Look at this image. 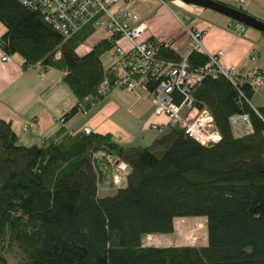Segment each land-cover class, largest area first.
<instances>
[{
    "label": "trees",
    "instance_id": "1",
    "mask_svg": "<svg viewBox=\"0 0 264 264\" xmlns=\"http://www.w3.org/2000/svg\"><path fill=\"white\" fill-rule=\"evenodd\" d=\"M0 22L3 52L20 54L24 68L65 72L77 102L61 121L83 113L80 104L88 113L94 105L88 97L114 77L101 59L113 41L80 56L76 48L95 30L92 24L65 38L41 10L18 0H0ZM158 55L182 58L164 46ZM207 59L197 48L187 55L190 69ZM253 92L223 75L194 86L193 104L208 110L220 134L207 145L178 124L149 145L64 125L25 145L0 118V264H264V105H250ZM174 98L182 96L174 92ZM238 113L250 120L243 135L229 121ZM119 162L127 168L117 185L112 175ZM189 216L206 219L205 245L143 244Z\"/></svg>",
    "mask_w": 264,
    "mask_h": 264
},
{
    "label": "crops",
    "instance_id": "2",
    "mask_svg": "<svg viewBox=\"0 0 264 264\" xmlns=\"http://www.w3.org/2000/svg\"><path fill=\"white\" fill-rule=\"evenodd\" d=\"M216 1L239 7L264 21V0H248L242 6L233 0ZM126 8L137 14L143 38L170 42V48L181 57L195 49L188 30H199L203 33L201 51L205 54L222 51L221 61L226 66L249 73L264 71V33L245 25L239 30V22L222 13L180 0H116L109 7L111 12ZM5 30L0 22V37ZM102 40H110L109 32L95 29L76 48L77 54H86ZM119 43L129 46L124 39ZM107 51L110 59L104 68L109 69L116 59L114 45ZM252 52H256L254 59L250 58ZM2 53L0 48V118L11 123L22 144L38 143L62 125L69 130L89 127L92 132L111 133L121 142L133 143L144 131H154L151 124L168 122L166 115L154 112L149 93L122 89L113 90L95 103L88 113H83L85 117L78 112L62 122V116L77 102L63 81L65 72L40 65L24 68L20 54H11L10 60L2 61ZM249 103L252 107L264 105V86L254 89ZM29 122H33L32 127H26ZM206 243L207 239L202 245Z\"/></svg>",
    "mask_w": 264,
    "mask_h": 264
},
{
    "label": "built area",
    "instance_id": "3",
    "mask_svg": "<svg viewBox=\"0 0 264 264\" xmlns=\"http://www.w3.org/2000/svg\"><path fill=\"white\" fill-rule=\"evenodd\" d=\"M31 9L41 10L43 19L63 37L69 38L86 24H92L95 29H105L114 43L116 59L110 66L113 78H106L97 88L93 96L88 97L93 104L99 102L110 92L124 89L134 92L143 90L151 95L154 112L168 117L166 124H151L150 128L163 133L169 125L178 124L185 133L203 145L217 142L219 134L208 110L198 109L194 104L192 89L205 76L217 77L223 75L236 82H246L251 88L264 86V71L249 73L244 69L226 66L222 63L223 52L206 54L205 64L196 69H190L187 57L179 61L161 58L158 55L161 46L170 47V42L146 39L142 37V28L138 23L137 14L126 8L119 12H111L109 7L116 0H18ZM248 0H233L242 6ZM239 23L238 29L242 30ZM188 35L194 47L202 50V31L188 30ZM120 39L128 42V47L119 43ZM59 57V52L56 53ZM256 52L250 54L254 59ZM11 56L5 52L2 61L10 60ZM149 86H152L150 90ZM174 92L182 98L175 101ZM86 114L83 105H79ZM233 131L237 135L246 134L251 130L250 120L246 113L234 114L229 119ZM26 127H32L28 123ZM86 133L91 130L84 127ZM126 165L116 164L112 175L114 183L121 184L126 173Z\"/></svg>",
    "mask_w": 264,
    "mask_h": 264
},
{
    "label": "rangeland",
    "instance_id": "4",
    "mask_svg": "<svg viewBox=\"0 0 264 264\" xmlns=\"http://www.w3.org/2000/svg\"><path fill=\"white\" fill-rule=\"evenodd\" d=\"M109 53L110 51L109 52L107 51L102 55V61L104 66L107 65V63L109 62L110 59ZM81 114L82 116L85 117L83 113ZM30 123L33 126V122H29V124ZM158 135L159 133L156 131H147V132L144 131L137 138H135V140H133V143L141 144V145H149L153 142V139ZM106 193H107L106 191L99 192L100 195H104ZM206 239H207L206 220L202 219V217L200 216H189V217L176 218L174 220V230L172 233L161 234V235H148L143 239V244L157 245V246L202 245L205 243ZM9 264H12L11 260L9 261Z\"/></svg>",
    "mask_w": 264,
    "mask_h": 264
},
{
    "label": "water",
    "instance_id": "5",
    "mask_svg": "<svg viewBox=\"0 0 264 264\" xmlns=\"http://www.w3.org/2000/svg\"><path fill=\"white\" fill-rule=\"evenodd\" d=\"M187 4H194L215 10L222 13L232 20L237 21L245 26L252 27L262 33H264V21L258 19L235 6L225 4L216 0H180Z\"/></svg>",
    "mask_w": 264,
    "mask_h": 264
},
{
    "label": "bare ground",
    "instance_id": "6",
    "mask_svg": "<svg viewBox=\"0 0 264 264\" xmlns=\"http://www.w3.org/2000/svg\"><path fill=\"white\" fill-rule=\"evenodd\" d=\"M218 132V131H217ZM218 134H219V132H218ZM219 139H220V134H219Z\"/></svg>",
    "mask_w": 264,
    "mask_h": 264
}]
</instances>
